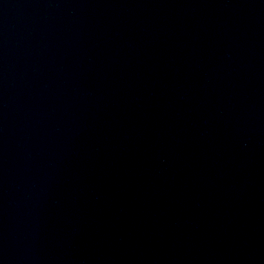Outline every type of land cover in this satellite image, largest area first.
<instances>
[{
    "label": "water",
    "instance_id": "water-1",
    "mask_svg": "<svg viewBox=\"0 0 264 264\" xmlns=\"http://www.w3.org/2000/svg\"><path fill=\"white\" fill-rule=\"evenodd\" d=\"M0 264H264V0H0Z\"/></svg>",
    "mask_w": 264,
    "mask_h": 264
}]
</instances>
